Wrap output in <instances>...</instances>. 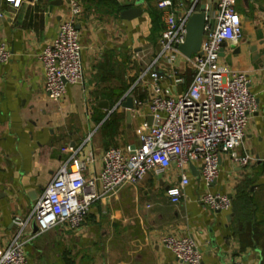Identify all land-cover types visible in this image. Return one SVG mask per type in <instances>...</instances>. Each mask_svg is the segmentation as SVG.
Listing matches in <instances>:
<instances>
[{
    "label": "crops",
    "instance_id": "1",
    "mask_svg": "<svg viewBox=\"0 0 264 264\" xmlns=\"http://www.w3.org/2000/svg\"><path fill=\"white\" fill-rule=\"evenodd\" d=\"M81 1L76 28L85 78L68 86L62 100L52 101L44 92L38 55L56 35L66 13L64 0H20L17 7L0 0V43L11 53L0 63V253L68 157L62 148L73 147L79 160L91 157L83 173L88 178L100 172L106 149L137 146L138 130L148 123L142 110H130L127 122L122 103L127 97L148 98V85L134 86L141 66L132 55L148 59L157 53L164 10L156 7L157 0ZM175 1L183 9L204 5L207 12L216 3ZM130 8L141 14L121 18ZM236 10L241 39L222 46L220 63L247 75L256 100L237 149L251 162L239 167L221 154L219 176L208 186L194 164L176 204L166 191L179 181L177 169L149 173L139 184L94 201L83 234L53 228L35 235L30 220L23 235L30 239L28 264H170L175 260L162 242L165 235L191 237L202 264H264V0H236ZM176 64L183 83L171 88L180 94L192 70L183 55L176 56ZM162 85L170 82L164 79ZM204 192L227 195L229 210H207L199 200Z\"/></svg>",
    "mask_w": 264,
    "mask_h": 264
},
{
    "label": "built area",
    "instance_id": "2",
    "mask_svg": "<svg viewBox=\"0 0 264 264\" xmlns=\"http://www.w3.org/2000/svg\"><path fill=\"white\" fill-rule=\"evenodd\" d=\"M17 7L20 0H5ZM66 13L58 24L55 37L43 48L38 60L43 71V88L52 101L62 100L70 85L82 84L85 70L77 22L83 12L81 0H64ZM164 10L163 26L158 38V51L151 58L134 53L132 58L141 66L134 86H149L146 101L133 100V112L145 111L151 124L144 121L138 130V145L112 147L101 156V169L91 177L83 173L91 157L79 160L76 150L67 145L61 152L68 157L46 186L34 205L31 215L18 222L17 232L0 253V264H28L23 237L30 220L36 225L35 235L58 228L83 234L91 204L115 194L124 186L139 184L147 174H164L175 167L179 181L166 194L176 204L189 185V167L196 164L199 178L205 185L216 182L220 173V155L231 163L245 167L251 162L240 155L246 126L256 111L255 97L250 93L245 73L234 72L220 63L221 48L241 39V21L236 0H216L213 12L205 17L200 50L187 58L192 78L185 90L177 94L173 88L183 78L176 56L185 39V25L197 11L195 5L183 9L175 0H157ZM11 57L0 43V63ZM166 79L170 86L163 87ZM134 86H132L134 88ZM129 92H132L131 89ZM199 200L209 211H227L230 198L221 193L204 192ZM164 246L172 253L170 264H202L198 245L191 237L165 235Z\"/></svg>",
    "mask_w": 264,
    "mask_h": 264
},
{
    "label": "water",
    "instance_id": "3",
    "mask_svg": "<svg viewBox=\"0 0 264 264\" xmlns=\"http://www.w3.org/2000/svg\"><path fill=\"white\" fill-rule=\"evenodd\" d=\"M141 14V9L130 8L121 12V18L123 19H132ZM208 12L205 10V6L201 5L199 9L193 12L188 18L185 25V39L183 44L179 46V52L189 58L194 54H197L200 50V45L203 36V27L205 17L208 16ZM236 49L235 46H231ZM101 106L107 107L106 102H102ZM122 107L126 109V120L130 121L131 113L130 110L133 109V100L131 97H127L126 100L122 103ZM152 118H148V124H151ZM191 165L190 167H192ZM214 183V182H213Z\"/></svg>",
    "mask_w": 264,
    "mask_h": 264
}]
</instances>
